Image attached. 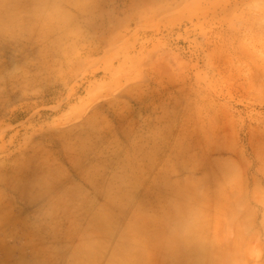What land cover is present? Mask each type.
Wrapping results in <instances>:
<instances>
[{
	"label": "rangeland",
	"instance_id": "1",
	"mask_svg": "<svg viewBox=\"0 0 264 264\" xmlns=\"http://www.w3.org/2000/svg\"><path fill=\"white\" fill-rule=\"evenodd\" d=\"M252 2L0 0V264H264Z\"/></svg>",
	"mask_w": 264,
	"mask_h": 264
},
{
	"label": "crops",
	"instance_id": "2",
	"mask_svg": "<svg viewBox=\"0 0 264 264\" xmlns=\"http://www.w3.org/2000/svg\"><path fill=\"white\" fill-rule=\"evenodd\" d=\"M118 240V239H117ZM118 243L111 246V251L105 256L93 258L98 264H148L153 254L148 244L140 242L138 245ZM136 252L137 257H132L129 252Z\"/></svg>",
	"mask_w": 264,
	"mask_h": 264
},
{
	"label": "clouds",
	"instance_id": "3",
	"mask_svg": "<svg viewBox=\"0 0 264 264\" xmlns=\"http://www.w3.org/2000/svg\"><path fill=\"white\" fill-rule=\"evenodd\" d=\"M247 12L250 17L253 18V23L264 25V0H258V2L257 0H253V2L247 6ZM240 15L242 17L243 13Z\"/></svg>",
	"mask_w": 264,
	"mask_h": 264
},
{
	"label": "bare ground",
	"instance_id": "4",
	"mask_svg": "<svg viewBox=\"0 0 264 264\" xmlns=\"http://www.w3.org/2000/svg\"><path fill=\"white\" fill-rule=\"evenodd\" d=\"M225 219H226V218H225ZM222 221H223V220H222ZM223 223H225V221H224ZM227 223H228V222H227ZM220 241H222V240L220 239ZM233 242H234V240H233ZM234 243H235V242H234ZM219 244H220V246L224 247V246H223L224 244H222V243H219ZM221 244H222V245H221ZM233 247L235 248V246H233ZM218 249H219V248H218ZM220 249H221V247H220ZM223 249H224V248H223ZM231 250H233V248H232ZM235 251H236V250H235ZM223 252H224V250H223ZM216 254L219 255V254H221V253L218 254V252L216 251ZM222 254H223V253H222ZM222 254H221V255H222ZM233 254H234V252H233ZM223 255H224V254H223ZM236 255H238L237 252H235V254L232 255V257H233V256H236ZM211 256H213V254H211ZM214 257H216V256H214ZM214 257H213V259H214ZM224 257H225V256H224ZM230 257H231V256H229V259H230ZM218 258H219V257H218ZM235 258H236V257H235ZM209 259H210V258H209ZM211 259H212V257H211ZM213 259H212V260H213ZM216 259H217V258H216ZM216 259H214V260H216ZM219 259H220V258H219ZM221 259H222V258H221ZM223 259H224V258H223ZM225 259H226V257H225ZM236 259H237V258H236ZM236 259H235V260H236ZM212 260H210V261H212ZM214 260L212 261L213 263H214ZM216 261H217V260H216ZM216 261H215V263H216ZM225 261H226V260H225ZM229 261H230V260H229ZM233 261H234V260H233ZM219 262H220V261H219ZM223 262H224V261H223ZM234 262H235V261H234ZM236 262H237V261H236ZM244 262H245V261H244ZM244 262H243V263H244ZM237 263H238V262H237ZM240 263H241V262H240ZM240 263H239V264H240ZM247 263H248V262H247ZM217 264H218V263H217ZM234 264H236V263H234Z\"/></svg>",
	"mask_w": 264,
	"mask_h": 264
}]
</instances>
